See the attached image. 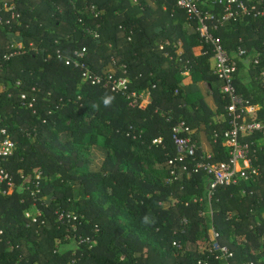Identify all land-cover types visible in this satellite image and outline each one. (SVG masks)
Returning <instances> with one entry per match:
<instances>
[{
  "label": "trees",
  "instance_id": "16d2710c",
  "mask_svg": "<svg viewBox=\"0 0 264 264\" xmlns=\"http://www.w3.org/2000/svg\"><path fill=\"white\" fill-rule=\"evenodd\" d=\"M136 1L137 7L131 0H13L19 22L6 23L9 14H0V127L16 144L4 162L13 186H1L0 264H221L209 252L212 231L233 253L230 264H264L259 134L238 133L250 147L255 182L217 188L212 214L203 198L210 180L205 172L172 184L151 173L152 167L167 171L175 156L172 128L178 122H186L196 144L195 160L207 154L197 145L204 129L211 165L228 158L223 142L231 124L221 82L211 72V51L200 43L195 22L176 0ZM215 35L230 53L241 48L257 57L248 85L241 86L237 73L234 81L248 105H259L250 119L264 121V18L233 20ZM15 42L34 49L8 57ZM82 49L79 60L102 77L100 84L67 64ZM121 76L129 80L125 93L105 85ZM197 81L210 86L217 111L197 90L189 91ZM131 92L148 99L145 109L129 106ZM21 93L35 99L32 107L22 105ZM106 94L115 97L110 107L103 105ZM91 146L107 150L98 170L91 169ZM66 212L73 217L60 218ZM145 215L155 223L143 224ZM70 241L75 247L64 248Z\"/></svg>",
  "mask_w": 264,
  "mask_h": 264
},
{
  "label": "built area",
  "instance_id": "2783aa9c",
  "mask_svg": "<svg viewBox=\"0 0 264 264\" xmlns=\"http://www.w3.org/2000/svg\"><path fill=\"white\" fill-rule=\"evenodd\" d=\"M264 4V0H176L175 7L178 10L185 12L187 17L195 22L194 30L198 34V39L201 44L207 45L211 51V72L221 82L220 93L223 99L227 101L225 106L227 115L230 117L231 128L225 133V140L223 145L228 150V158L226 161L217 162L211 165L206 159H209L210 154L206 155L201 160H195L196 144L188 136L190 131L186 126L185 121L178 122L172 128V139L175 146V156L169 158L166 162L167 171L165 175V183L172 184L180 180L182 177L190 176L191 174H198L201 171L209 176L210 180L207 184L203 198L208 203L209 214H212L211 200L217 188L236 187L239 184L249 185L255 182L257 169L252 166L250 160V147L247 143H240L238 140V133L240 131H248L250 133H257L261 136L260 141L264 142V121H252L250 115L253 112L252 107L247 104V101L237 91L235 85V74L238 71V61L246 56V52L238 48L235 54L230 53L223 46L221 39L215 35L216 31L227 25L233 20H243L246 17L264 18V9L258 10L257 5ZM215 8H220L218 18L214 19ZM90 12L94 17H97L100 12L94 6L90 8ZM0 14H9V20L17 22L20 16L15 12L13 2L7 0H0ZM4 20L0 16V24ZM94 37L97 33L90 31ZM34 49V45L29 43L25 48L21 43L15 42L11 44V51L8 57L18 55L22 52H27ZM86 50L75 51V59H66L67 64L72 62L74 67L81 70V77L83 80H89L92 84H100L102 77L93 75L85 67L83 59ZM58 56H60L58 54ZM253 64H257V57L252 59ZM264 73H262V76ZM129 80L125 76L118 78H109L105 85H109L111 90L116 93L126 92V86ZM20 83L17 82L12 88L19 89ZM7 91L8 97H12L6 86L1 88ZM19 101L22 105L32 107L35 102L34 98H29L25 94L18 95ZM130 99L129 106L132 108L145 109L148 104V99L142 95H137L135 92L127 94ZM241 115H243L241 117ZM249 117V119H246ZM160 142V139L154 140L153 143ZM16 149V144L11 140L5 126L0 127V192L5 194L2 184L13 186L11 176L4 167L6 159L13 155ZM244 192V191H242ZM29 216V215H28ZM73 214L70 212L61 213L60 218L70 219ZM187 220L182 219V224L186 225ZM1 233V232H0ZM217 233L212 231L213 242L209 246V252L214 254L216 260L221 264H230V259L233 253L225 246H221L216 241ZM73 263V262H72ZM204 264H208L205 262ZM253 264V263H250Z\"/></svg>",
  "mask_w": 264,
  "mask_h": 264
},
{
  "label": "crops",
  "instance_id": "0c3cea01",
  "mask_svg": "<svg viewBox=\"0 0 264 264\" xmlns=\"http://www.w3.org/2000/svg\"><path fill=\"white\" fill-rule=\"evenodd\" d=\"M148 6L155 9L156 8V4L153 1H148ZM131 5L134 7H137V1L136 0H131ZM135 11V8H134ZM192 30V28H191ZM241 63V68L240 70H238L237 75L241 78V86L245 87L248 85L249 81H250V75H249V67H250V63L252 62V57L251 56H245L243 58H241L240 60ZM188 71L183 73V76H187L188 75ZM190 86L189 91H195L197 90L202 97L204 98L206 104L209 106V108L212 111H217V106L215 104L214 98H213V93L210 90V86L203 81H197L194 85H188ZM252 107V111H255L258 109L259 105H250ZM222 117L221 115H218V118ZM250 117V116H249ZM249 117L245 118L249 119ZM192 132V131H191ZM197 145L201 148V151L203 153H207L206 155L209 154V152L211 151V145L207 139V136L204 132V129L201 128L199 129V141L197 142ZM89 160H90V164H91V169L93 170H98L104 159L105 156L107 154V150H105L104 148H102L101 146H91L89 148ZM157 174H159V176H165L166 175V171H162L159 169L155 170ZM162 207L167 209L168 208V204L166 202L162 203ZM75 242L70 241L66 247L64 248H74L75 247Z\"/></svg>",
  "mask_w": 264,
  "mask_h": 264
},
{
  "label": "clouds",
  "instance_id": "9594fccd",
  "mask_svg": "<svg viewBox=\"0 0 264 264\" xmlns=\"http://www.w3.org/2000/svg\"><path fill=\"white\" fill-rule=\"evenodd\" d=\"M115 100V97L112 96V95H105L103 97V105L105 107H110L113 103V101ZM93 107H98V105H94ZM142 223L143 224H154L155 223V220L153 218H150L148 215H145L143 218H142Z\"/></svg>",
  "mask_w": 264,
  "mask_h": 264
},
{
  "label": "rangeland",
  "instance_id": "374dc122",
  "mask_svg": "<svg viewBox=\"0 0 264 264\" xmlns=\"http://www.w3.org/2000/svg\"><path fill=\"white\" fill-rule=\"evenodd\" d=\"M7 1H9V2H13V0H7ZM211 61V60H210ZM213 64V60L211 61V65ZM150 170H151V173H152V175H153V177L156 179V180H162L163 182H164V180H165V176H159V174H157L156 173V169H154L153 167L152 168H150ZM31 214H32V212H31Z\"/></svg>",
  "mask_w": 264,
  "mask_h": 264
}]
</instances>
